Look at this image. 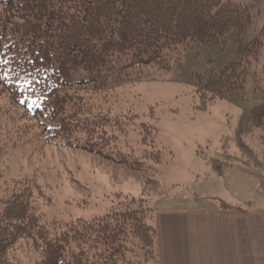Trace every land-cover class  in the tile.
Listing matches in <instances>:
<instances>
[{"label": "trees", "instance_id": "16d2710c", "mask_svg": "<svg viewBox=\"0 0 264 264\" xmlns=\"http://www.w3.org/2000/svg\"><path fill=\"white\" fill-rule=\"evenodd\" d=\"M256 12L255 5L232 0H0V83L36 118L48 143L134 168L159 191L155 175L164 151L156 146L155 126L140 124L148 147L123 151L118 140L127 132L125 114L121 119L99 110L86 97L88 88L106 87L118 71L169 69L193 47H215L235 57L202 78V106L239 97L255 49L246 40ZM253 127L264 128V103L241 121V131ZM152 195L125 196L98 218L58 225L42 221L24 181L0 205V264H14L11 252L24 241L38 253V264H124L133 239L142 262L126 264H160Z\"/></svg>", "mask_w": 264, "mask_h": 264}, {"label": "rangeland", "instance_id": "374dc122", "mask_svg": "<svg viewBox=\"0 0 264 264\" xmlns=\"http://www.w3.org/2000/svg\"><path fill=\"white\" fill-rule=\"evenodd\" d=\"M232 1L253 4L257 11L246 40L255 49L249 53L241 96L202 106V78L223 70L235 52L198 46L169 69L118 71L106 87H89L85 94L112 117L125 114L127 132L118 140L123 151L139 154L148 147L142 143L140 124L155 126L156 146L164 151L155 175L159 191L134 168L81 147L48 143L36 118L24 114L12 91L0 83V205L24 181L33 188L32 206L42 221L58 225L98 218L123 197H138L146 190L153 194L155 213L184 203L179 202L183 196L204 198L210 205L228 198L247 207L264 201V128H240L251 109L264 103V0ZM224 161L230 165L222 170L213 166ZM131 242L135 248L126 253L124 264L142 262L140 244ZM21 246L11 252L14 264H38L36 250L26 241Z\"/></svg>", "mask_w": 264, "mask_h": 264}, {"label": "crops", "instance_id": "0c3cea01", "mask_svg": "<svg viewBox=\"0 0 264 264\" xmlns=\"http://www.w3.org/2000/svg\"><path fill=\"white\" fill-rule=\"evenodd\" d=\"M181 201L154 211L160 264H264L263 200L248 207L230 198Z\"/></svg>", "mask_w": 264, "mask_h": 264}]
</instances>
